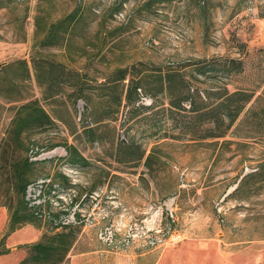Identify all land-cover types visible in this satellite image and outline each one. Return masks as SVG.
Instances as JSON below:
<instances>
[{
  "label": "rangeland",
  "instance_id": "1",
  "mask_svg": "<svg viewBox=\"0 0 264 264\" xmlns=\"http://www.w3.org/2000/svg\"><path fill=\"white\" fill-rule=\"evenodd\" d=\"M75 11L79 18L65 40L41 48L49 25ZM37 53L94 83L119 68L242 59L246 70L228 88L259 96L264 88V0H0V67L30 62ZM23 87L18 102L9 103L0 93V139L15 109L30 100H38L54 119V127L32 136L29 156L36 163L33 182L50 177L68 189L51 201L53 211L44 210L60 217L80 214L73 217L80 230L61 264H131L162 257L181 261L189 257L192 244H202L198 252L209 264H264V169L242 183L264 163V137L162 140L166 131L172 132L171 125L154 122L153 112H144L130 120L126 133L147 150L146 156L153 151V158L147 167L144 161L124 166L112 157L120 142L117 121L100 125L102 139L90 141L77 136L84 104L75 102L70 87L52 99H45L34 77ZM75 129L77 135H72ZM69 145L88 164L71 166ZM5 158L0 155V208L28 213L25 200L19 205ZM35 190L29 197L43 202ZM76 196L81 199L73 203ZM33 220L31 225L42 230L40 240L55 233L49 222ZM6 239H0V251L7 249ZM11 251L27 256L22 249Z\"/></svg>",
  "mask_w": 264,
  "mask_h": 264
},
{
  "label": "trees",
  "instance_id": "2",
  "mask_svg": "<svg viewBox=\"0 0 264 264\" xmlns=\"http://www.w3.org/2000/svg\"><path fill=\"white\" fill-rule=\"evenodd\" d=\"M78 18L79 14L75 11L63 20L51 23L40 43L41 48L60 45ZM245 70L242 59L215 57L173 64L164 69L119 68L104 78V82L94 83L88 80L87 75L71 70L53 57L37 53L32 55L30 62L17 60L0 67V85H3V98L9 103L19 101L23 83L32 77L45 99L55 98L65 87H70L75 102L82 101L84 104V112L79 113L82 133L77 135L75 129L72 135H84L90 141H97L102 139L99 126L117 121L120 142L112 156L115 162L132 166L144 161L147 167L153 158V151L146 156L147 150L136 141H130L126 133L130 120L144 112H153L151 117L154 122L171 125L172 132L169 134L166 131L162 140L203 142L225 139L230 134L244 140L264 137V88L259 96L255 91H231L228 88L231 80ZM15 110L0 139V155L6 157L5 170L17 186L21 197L19 205H23L25 200L24 209L28 213L21 212V208L11 213L9 206L1 205L11 213L2 242L25 224H32L33 218L40 221L36 210L53 209L50 200L36 209L31 208L26 197L29 186L39 181L33 182L36 163L29 156L35 145L32 136L54 127V119L38 100H30ZM65 149L71 166L88 164L76 146L69 145ZM263 169L264 163L260 165L259 172L244 176L242 183L260 176ZM56 182L51 178V185ZM59 187L62 188L60 191H68L61 184ZM80 199L81 196H76L73 203ZM51 215L55 220L61 214L51 212ZM74 216L80 218L79 213H74ZM47 222L55 233H46L39 242L20 246L18 249L27 251L20 264H61L66 259L80 228L77 223L56 227L52 221ZM10 253L11 249H4L0 251V256Z\"/></svg>",
  "mask_w": 264,
  "mask_h": 264
},
{
  "label": "crops",
  "instance_id": "3",
  "mask_svg": "<svg viewBox=\"0 0 264 264\" xmlns=\"http://www.w3.org/2000/svg\"><path fill=\"white\" fill-rule=\"evenodd\" d=\"M0 223H2V227H0V239L4 237V232L8 230V225L10 222V215L6 208H0ZM42 236V230L34 225H26L23 228L16 230L6 239L7 249H18L20 246L28 245L36 243L40 240ZM202 244L199 245H190L191 253L188 258L178 261V259H170L168 257H162L155 261H148V259H144L142 261H134L131 264H209L207 258L201 257L198 248H200ZM197 248H196V247ZM196 248V249H195ZM24 253H17L16 259H13L12 254L4 255L0 257V264H18L19 259H21ZM25 257V256H24ZM23 257V258H24ZM24 260V259H23ZM220 264H226L224 261H221Z\"/></svg>",
  "mask_w": 264,
  "mask_h": 264
},
{
  "label": "built area",
  "instance_id": "4",
  "mask_svg": "<svg viewBox=\"0 0 264 264\" xmlns=\"http://www.w3.org/2000/svg\"><path fill=\"white\" fill-rule=\"evenodd\" d=\"M35 188H38V196L39 198H44L43 202L40 201V199H35L34 201L29 197V195L31 196V193L36 191ZM45 188V190H44ZM44 190V191H43ZM48 191V193L50 192V194H48L49 196L45 199V192ZM59 192H60V187L58 184H52L51 185V179H47V180H41L38 181L35 184H32L31 186H29L28 190H27V197L26 200L29 203V207L31 208H38L39 206H41L42 204H44L46 202V200H50L53 201V199L59 197ZM29 194V195H28ZM33 201V202H32ZM36 214L39 216V218H41L44 221H52L54 223V226L56 227H60L63 225H68V224H76V221L73 220V216H62L59 219H53L51 213L46 212L45 210L43 211H39L36 210Z\"/></svg>",
  "mask_w": 264,
  "mask_h": 264
}]
</instances>
